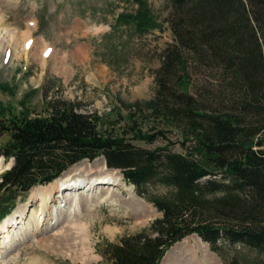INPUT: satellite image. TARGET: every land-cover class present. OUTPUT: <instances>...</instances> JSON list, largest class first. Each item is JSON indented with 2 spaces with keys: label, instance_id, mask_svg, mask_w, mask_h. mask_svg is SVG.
I'll list each match as a JSON object with an SVG mask.
<instances>
[{
  "label": "trees",
  "instance_id": "trees-1",
  "mask_svg": "<svg viewBox=\"0 0 264 264\" xmlns=\"http://www.w3.org/2000/svg\"><path fill=\"white\" fill-rule=\"evenodd\" d=\"M133 1L116 23L142 36L156 17L145 0ZM164 21L173 41L161 49L148 104L164 126L175 122L192 136L189 154L132 145L128 139L150 143L161 129L149 135L134 118L120 134L104 132L99 115L66 101L1 116L0 155L12 164L0 173V218L32 186L102 154L160 212L147 228L104 245L109 264H158L190 234L223 264H264V0H168ZM191 57L210 76L195 92Z\"/></svg>",
  "mask_w": 264,
  "mask_h": 264
},
{
  "label": "rangeland",
  "instance_id": "rangeland-1",
  "mask_svg": "<svg viewBox=\"0 0 264 264\" xmlns=\"http://www.w3.org/2000/svg\"><path fill=\"white\" fill-rule=\"evenodd\" d=\"M145 1L158 26L135 37L129 36L125 28L122 31V28L114 27L119 11L135 10L133 0H13L11 3L0 0V33L6 35L4 39L10 44V51L0 47V118L21 111L41 113L49 102L66 101L81 112L99 115L102 131L120 134L134 118L141 131L149 135L161 129V133L150 143L140 138L128 139L132 145L166 146L189 154L194 140L189 133L183 132L184 127L175 122L165 123L164 126L161 116L155 118L150 113L148 102L155 93L160 52L173 38L164 21L168 0ZM29 31L32 37L28 39H39L35 43L36 49L20 53L22 44L27 48L31 44L26 45L24 40L13 46L11 36L18 33L22 38L26 34L29 36ZM47 48L51 55L49 51L47 53ZM192 59L188 61V74L190 87L195 92L202 89L201 84H205L210 76L207 70L196 69L197 63ZM128 135L129 132L126 137ZM184 135L190 139L184 140ZM6 137L5 133L0 136V142ZM11 162L12 159L0 155V173ZM71 167L70 172L80 171L95 177L107 174L115 182L90 189L88 197L81 199L80 204L76 199L75 204L80 208L76 215L71 214L72 210L69 215L62 212L64 210L59 212L57 207V224L53 223L54 215L48 220L53 227L50 229L49 225L46 233L37 230L21 240H17L18 235L14 236L17 230L20 233L18 227L21 221L13 223L14 227L6 226V230L4 224L12 220L6 221L5 218L19 206H25V218H29L30 214L39 212L41 201L30 190L18 195L6 217L0 218V264H109L102 253L107 242L118 241L125 234L147 228L159 215L150 202L135 192L132 184L123 180L118 168L106 166L102 154L78 160L63 173ZM164 190L155 188L152 191ZM59 208L65 207L60 205ZM79 219L88 228L84 241H81L84 237L74 223ZM65 232L72 237L69 245L58 242L59 236H64ZM190 248L206 252L212 264H223L208 244L195 234L170 246L158 264H175L177 256L183 258L191 254L190 251L195 252Z\"/></svg>",
  "mask_w": 264,
  "mask_h": 264
},
{
  "label": "bare ground",
  "instance_id": "bare-ground-1",
  "mask_svg": "<svg viewBox=\"0 0 264 264\" xmlns=\"http://www.w3.org/2000/svg\"><path fill=\"white\" fill-rule=\"evenodd\" d=\"M2 1L11 3V1H13V0H2ZM1 18L2 17L0 16V19ZM17 34L14 36H11L10 40L13 43V46H18V44L21 41L22 42L24 40L26 41L29 37H32V32L29 33V36L26 34L22 38L20 36H18ZM5 36L6 35L4 33H0V47L4 48L5 51L6 50L10 51L9 50L10 44L6 43V41H5L6 38L4 39ZM38 40L39 39H37V41ZM25 41H24V43L26 44ZM37 41L35 39H33L31 42V45L28 48L25 45L23 46V44H22L21 48L19 49L20 50L19 52L20 53L23 51L27 52V51H31L33 49H36L35 43H37ZM45 47H47V46H45ZM45 47L42 49L43 51L45 50ZM14 48H16V47H14ZM50 53H51V51L49 52V54ZM44 58L46 59L45 55H44ZM73 167H71L69 169V171L67 170L65 173H63V175L57 177L56 179L47 183L46 185H42L39 187L35 186V187L31 188L30 189L31 193L37 195L41 201V206H40L39 212H37L36 214L32 213L29 215V218L28 217L25 218L26 208H25V206H19V207L15 208L9 216H7V217L5 216L6 221L12 220V221H10L12 223L9 222V224L8 223L4 224L3 228L7 230L6 226H12L13 223H15L16 221H21V225L18 227V229H20L19 230L20 233H18V230H17V232H15V234H14V236L18 235L17 240H21V239L28 237L29 235L35 234V232H37V230H39L40 233H46L48 226L50 225L48 223V220L50 218H53V216L55 215L57 207H58V210H60L59 212H61V210H64L62 212H67V214H68L72 210L71 214L73 213L76 215L78 209H80L77 207L78 204H75L76 199L79 200L78 203L80 204L81 199L88 197V195H89L88 191H90V189L93 190L95 187H104L108 183L115 182L113 177H111L110 175H107V174H104V175L100 174V175H96V177H95V176H87L84 173L82 174V172H80V171L70 172V170ZM123 184L126 187H128L125 183H123ZM106 195H108L107 191H106ZM98 199H100V197H98ZM56 202H58V205L56 204ZM60 205H63L65 208H59ZM30 217H31V219H30ZM58 218H59V216H58V214H56L55 219L53 220L54 224H57ZM76 219H78V218H76ZM74 223H75L76 229L80 232L81 236L84 237V238L82 237L83 239L81 241H84L86 236H88L86 233L87 229H88L86 227L87 225L84 222H82L81 219H79L78 221H76ZM42 225H44V226H42ZM12 227H14V226H12ZM52 227H53V225H50V229ZM71 238L72 237L70 236V234L68 235V233H66L64 236H59V238H58L59 241L58 240L57 241L60 242L61 244H64L66 242L67 245H69V243H71V241H70ZM43 239L46 240L45 237H43ZM12 241H14V240H12ZM52 241H54V240H52ZM39 242L41 243L42 241H39ZM84 247L85 246H83V249H84ZM190 249H192L196 253L199 252V254L198 253L196 254L195 252H192L189 250L191 252V254H189L183 258H181L180 256H177L176 259L174 260L175 264L176 263H178V264H212L213 263L211 261L212 259L211 258L209 259L210 256L206 252H204L203 250H201L199 248H190ZM84 251H85V249H84ZM208 261H209V263H208Z\"/></svg>",
  "mask_w": 264,
  "mask_h": 264
}]
</instances>
